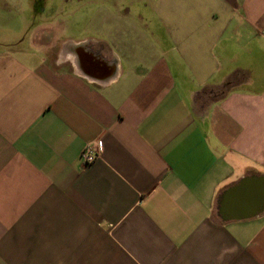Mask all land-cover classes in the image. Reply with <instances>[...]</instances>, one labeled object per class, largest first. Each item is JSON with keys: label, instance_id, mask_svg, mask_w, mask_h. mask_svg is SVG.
Wrapping results in <instances>:
<instances>
[{"label": "crops", "instance_id": "1", "mask_svg": "<svg viewBox=\"0 0 264 264\" xmlns=\"http://www.w3.org/2000/svg\"><path fill=\"white\" fill-rule=\"evenodd\" d=\"M62 11L52 65L0 40V264H264V210L218 213L264 175V0Z\"/></svg>", "mask_w": 264, "mask_h": 264}, {"label": "rangeland", "instance_id": "2", "mask_svg": "<svg viewBox=\"0 0 264 264\" xmlns=\"http://www.w3.org/2000/svg\"><path fill=\"white\" fill-rule=\"evenodd\" d=\"M67 1L8 0L5 11H0L1 42H12L19 38V36L27 34L26 37H29L27 41L29 43L32 41L35 44L30 45V47L41 49L39 52H41L40 55L44 56L43 62L52 65L63 48V44L61 43L63 39V22H61V19L63 5ZM80 1L85 2L86 0ZM49 19H55V21H48ZM47 25H50V28L48 32H45L44 29ZM21 57L27 62H34V59L29 55Z\"/></svg>", "mask_w": 264, "mask_h": 264}, {"label": "water", "instance_id": "3", "mask_svg": "<svg viewBox=\"0 0 264 264\" xmlns=\"http://www.w3.org/2000/svg\"><path fill=\"white\" fill-rule=\"evenodd\" d=\"M252 187H254L257 190L253 196H255V198L259 197L258 202L260 205V208L256 212L254 211V208L251 209V211H253L254 213L251 211L248 212L244 211L239 206L234 205V203L232 202V198L235 195L240 197L249 195L251 193L250 189ZM251 202H249V204H251ZM249 208L250 207L248 205L247 209L249 210ZM263 210H264V175L257 177L256 180H252L250 178L241 179L238 185L228 188L226 191H224L219 199L218 213L220 214L221 218L224 220H228L232 218L252 217L254 215H257L259 212Z\"/></svg>", "mask_w": 264, "mask_h": 264}, {"label": "built area", "instance_id": "4", "mask_svg": "<svg viewBox=\"0 0 264 264\" xmlns=\"http://www.w3.org/2000/svg\"><path fill=\"white\" fill-rule=\"evenodd\" d=\"M102 149V142L98 140L95 144L85 145L80 151V157L85 164H90L101 157Z\"/></svg>", "mask_w": 264, "mask_h": 264}]
</instances>
